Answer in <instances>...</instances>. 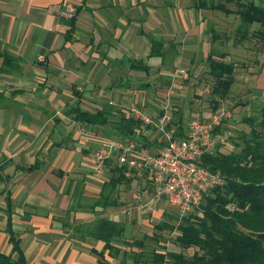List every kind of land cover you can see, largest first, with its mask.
I'll return each instance as SVG.
<instances>
[{
	"label": "crops",
	"instance_id": "obj_1",
	"mask_svg": "<svg viewBox=\"0 0 264 264\" xmlns=\"http://www.w3.org/2000/svg\"><path fill=\"white\" fill-rule=\"evenodd\" d=\"M66 2L74 6L72 18L61 15ZM221 2L0 0V254L18 258L8 219L26 264H134L133 251L164 253L161 243L150 248L145 240L158 239L154 226L161 222L175 227L178 212L165 202L152 212L133 204L134 187L149 186L147 171H139L129 187L111 190L107 183L117 165L95 174L98 143L79 137L73 110L105 113V126L85 125L114 139L131 105L155 119L161 96L183 136L191 120H208L215 111L209 60L233 63L226 59L244 42H255L238 35L235 4L228 3L232 12L225 14L216 8ZM256 80L252 103L263 107L264 71ZM235 114L223 126L235 132L233 138L250 132L246 120L252 118ZM135 137L151 144H144L151 154L163 144L152 127L141 126ZM99 220L122 230L110 248L95 237ZM170 244L174 250L163 245L179 250Z\"/></svg>",
	"mask_w": 264,
	"mask_h": 264
},
{
	"label": "trees",
	"instance_id": "obj_2",
	"mask_svg": "<svg viewBox=\"0 0 264 264\" xmlns=\"http://www.w3.org/2000/svg\"><path fill=\"white\" fill-rule=\"evenodd\" d=\"M228 3L236 6L240 38L249 36L264 45V0H224L216 8L229 14L232 11L226 7ZM253 25L257 28L250 32ZM208 64L209 96L214 104L213 110H216L230 94L235 82L236 65L214 59ZM73 113L75 120L82 124L103 127L108 123V117L103 112L87 113L77 109ZM246 121L249 122L250 132L239 133L231 150H219L214 156L203 157L204 166L224 176V185L209 191L199 208L178 219L175 227L165 222L154 226L156 235L165 231L169 235L175 232L170 238L179 250L169 251L162 245L164 253L144 249L139 253L133 251L131 257L134 264H264V106L260 109L257 122L252 119ZM140 128L139 122L130 117L123 118L115 126L114 137H135ZM181 131L182 127H179L178 137H184ZM144 144L151 145L147 141ZM131 181L124 176L123 167L115 166L107 184L113 190L120 184L129 187ZM7 231L10 234L9 243L18 258L0 254V264H26L18 242L11 234L9 219ZM94 234L104 247L110 248L112 241L121 236L122 230L112 221L99 220L94 226ZM132 244L129 246L138 247L143 242Z\"/></svg>",
	"mask_w": 264,
	"mask_h": 264
},
{
	"label": "built area",
	"instance_id": "obj_3",
	"mask_svg": "<svg viewBox=\"0 0 264 264\" xmlns=\"http://www.w3.org/2000/svg\"><path fill=\"white\" fill-rule=\"evenodd\" d=\"M74 11V6L66 2L61 15L72 18ZM179 74L187 78L185 71L180 70ZM161 99V113L155 119L134 105L128 111L132 120L142 127H152L162 136L163 144L155 154H151L136 137L102 138L79 122L76 123V132L81 139L98 143L93 154L96 175H103L110 163L123 167L124 176L130 179L139 171H147L149 186L132 193L133 204L152 212L157 203L165 202L176 209L181 219L196 211L209 191L225 183L224 176L203 165V157L214 156L220 149L228 147L232 133L223 126L231 113L221 106L206 121L191 120L185 136L178 137L172 125L171 104L166 96H161Z\"/></svg>",
	"mask_w": 264,
	"mask_h": 264
},
{
	"label": "rangeland",
	"instance_id": "obj_4",
	"mask_svg": "<svg viewBox=\"0 0 264 264\" xmlns=\"http://www.w3.org/2000/svg\"><path fill=\"white\" fill-rule=\"evenodd\" d=\"M246 1H254V0H246ZM233 6L235 7V5ZM226 61L233 62V64L236 65L235 76H234L236 79H235V84H233L231 88L227 101L224 102V106L229 109L232 119H234L236 115L235 112H238V114L242 115V119L247 117L250 118L252 117L251 119H253V122H257L259 119V113L261 107L260 104L257 103L253 104L252 101L254 100L253 97L256 95V93H254V91L256 90L254 88L257 82L256 79L264 71V45L258 41L255 42L246 41L243 43L240 50L236 49V51H234V54H231L230 58L226 59ZM262 87L260 88L262 91H264V84ZM257 96L261 98L262 94L261 95L258 94ZM249 128L247 129L250 130ZM232 133L235 132L232 131ZM233 135L234 138L232 137L231 139L233 140L228 141V147L226 149L231 150L233 148V144H235L234 143L235 140L237 141L236 138L238 134L236 133ZM238 150L239 148L237 149V151ZM144 187H146V185L140 186L137 184L136 187H134L133 191L135 192L141 190V188ZM111 194L112 192L110 193V195ZM166 237L168 239H166ZM152 241L154 240L152 239L145 240V244L148 245L150 248H152L153 245L158 243H161V245L168 244L170 249L174 250L173 246L170 244L171 242L170 235H168L167 232H163L158 236V239H156L154 242Z\"/></svg>",
	"mask_w": 264,
	"mask_h": 264
}]
</instances>
